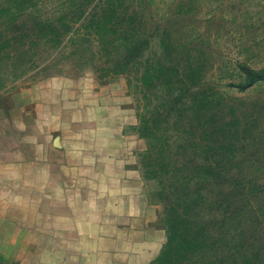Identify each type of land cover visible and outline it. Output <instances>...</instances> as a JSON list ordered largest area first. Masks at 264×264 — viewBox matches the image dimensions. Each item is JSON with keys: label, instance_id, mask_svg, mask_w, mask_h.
Here are the masks:
<instances>
[{"label": "rangeland", "instance_id": "1", "mask_svg": "<svg viewBox=\"0 0 264 264\" xmlns=\"http://www.w3.org/2000/svg\"><path fill=\"white\" fill-rule=\"evenodd\" d=\"M2 106L28 132L92 112L122 132L164 228L139 264H264V0H0ZM6 174L0 264H85Z\"/></svg>", "mask_w": 264, "mask_h": 264}, {"label": "crops", "instance_id": "2", "mask_svg": "<svg viewBox=\"0 0 264 264\" xmlns=\"http://www.w3.org/2000/svg\"><path fill=\"white\" fill-rule=\"evenodd\" d=\"M3 107L0 167L7 170L6 198L27 206L23 200L32 191L37 213L51 215L69 233L82 232L83 242L74 245L89 248L85 264H139V254L151 244L150 233L164 234V228L149 182L136 162L117 158L125 151L124 143L112 140L122 132L98 127L97 112L78 121L77 127L73 121L46 128L38 123L28 132L26 123L17 126L11 110ZM28 111L21 107L18 112Z\"/></svg>", "mask_w": 264, "mask_h": 264}, {"label": "trees", "instance_id": "3", "mask_svg": "<svg viewBox=\"0 0 264 264\" xmlns=\"http://www.w3.org/2000/svg\"><path fill=\"white\" fill-rule=\"evenodd\" d=\"M247 74H249V75H251V76H253L254 74H253V72L249 69V68H242ZM257 78V77H256Z\"/></svg>", "mask_w": 264, "mask_h": 264}]
</instances>
